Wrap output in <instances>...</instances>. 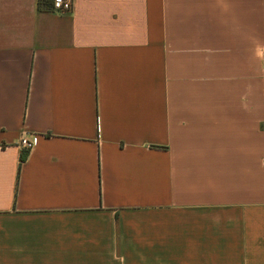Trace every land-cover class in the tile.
I'll return each mask as SVG.
<instances>
[{"label":"crops","instance_id":"obj_1","mask_svg":"<svg viewBox=\"0 0 264 264\" xmlns=\"http://www.w3.org/2000/svg\"><path fill=\"white\" fill-rule=\"evenodd\" d=\"M0 264H264V0H0Z\"/></svg>","mask_w":264,"mask_h":264},{"label":"built area","instance_id":"obj_2","mask_svg":"<svg viewBox=\"0 0 264 264\" xmlns=\"http://www.w3.org/2000/svg\"><path fill=\"white\" fill-rule=\"evenodd\" d=\"M71 0H51V8L55 10H67L70 8ZM37 136L35 134L22 135L19 138V144L24 148H29L36 143Z\"/></svg>","mask_w":264,"mask_h":264},{"label":"trees","instance_id":"obj_3","mask_svg":"<svg viewBox=\"0 0 264 264\" xmlns=\"http://www.w3.org/2000/svg\"><path fill=\"white\" fill-rule=\"evenodd\" d=\"M25 154H26V150H23V151L21 152V154H20V158H23V157L25 156Z\"/></svg>","mask_w":264,"mask_h":264}]
</instances>
